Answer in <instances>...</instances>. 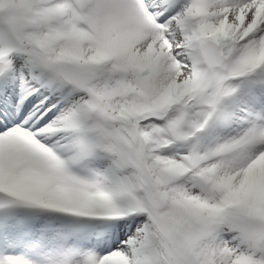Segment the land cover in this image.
I'll return each instance as SVG.
<instances>
[{
    "label": "snow or ice",
    "instance_id": "obj_1",
    "mask_svg": "<svg viewBox=\"0 0 264 264\" xmlns=\"http://www.w3.org/2000/svg\"><path fill=\"white\" fill-rule=\"evenodd\" d=\"M0 264H264V0H0Z\"/></svg>",
    "mask_w": 264,
    "mask_h": 264
}]
</instances>
